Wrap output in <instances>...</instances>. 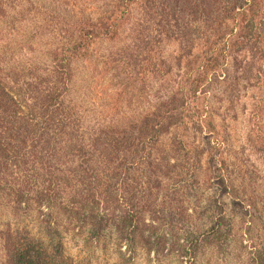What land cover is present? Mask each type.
<instances>
[{
	"label": "trees",
	"instance_id": "16d2710c",
	"mask_svg": "<svg viewBox=\"0 0 264 264\" xmlns=\"http://www.w3.org/2000/svg\"><path fill=\"white\" fill-rule=\"evenodd\" d=\"M248 88L257 113L264 0H0L2 263L264 264L222 136Z\"/></svg>",
	"mask_w": 264,
	"mask_h": 264
},
{
	"label": "rangeland",
	"instance_id": "374dc122",
	"mask_svg": "<svg viewBox=\"0 0 264 264\" xmlns=\"http://www.w3.org/2000/svg\"><path fill=\"white\" fill-rule=\"evenodd\" d=\"M246 91L247 94L242 90L241 93L245 96L242 97L241 100L238 99L234 108L230 110V112H227V121L225 122L227 127L226 130L222 132V136L227 146V167H231V161H234L237 168L250 174L251 179H256L259 192H255V195L257 194L258 200L264 203V103L260 105L259 110L255 113L254 99L258 97L256 94H258L259 89L248 88ZM259 97L263 98L261 96ZM123 108V106L120 107V113ZM232 156H235V159ZM209 213H212V210L208 212V214ZM260 217H262V220L259 219L260 222H258L255 227L258 229L260 228L258 225L264 221L263 209ZM198 219H201V223L206 222V225L212 224L211 220H206L205 218ZM232 222H234L233 227L238 225L235 220ZM251 234L254 237L253 242L250 239H246L245 243L250 247L251 252L255 251V249L250 246L253 245V243L259 244L258 249H264V230L260 228V231H257L256 234L254 231L251 232ZM69 243L70 242H68V244ZM219 243L214 244L212 247H201L198 252L196 264H246L247 261L250 260V256L248 257L246 250L242 248L243 244H241V256L238 257L237 260H234L231 253H229L231 251L227 248L226 243H220L222 244V248ZM71 251L74 253L78 252L79 249L77 250L71 247ZM1 254L0 250V264H3ZM99 262H102L101 264L105 262L107 264H113L114 261L112 258H108L103 260L100 259Z\"/></svg>",
	"mask_w": 264,
	"mask_h": 264
}]
</instances>
